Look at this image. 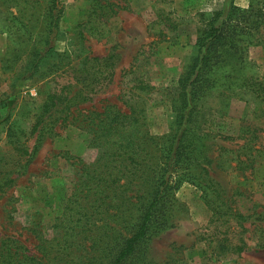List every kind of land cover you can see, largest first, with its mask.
Segmentation results:
<instances>
[{"label":"rangeland","instance_id":"obj_1","mask_svg":"<svg viewBox=\"0 0 264 264\" xmlns=\"http://www.w3.org/2000/svg\"><path fill=\"white\" fill-rule=\"evenodd\" d=\"M229 1L62 0L49 32V0H0V244L14 237L35 256L39 238L52 240L66 264L114 257L139 209L132 200L123 216L114 199L98 216L69 210L79 168L101 153L80 121L92 127L119 114L134 126L143 109L149 135L174 133L178 78L194 56L197 30ZM252 1L232 0L244 9ZM250 31L199 103L202 155L176 178L159 225L123 264H264V20ZM34 51H43L37 68ZM255 80L258 95L249 90ZM62 89L70 101L42 115L47 95ZM209 205L219 212L214 219ZM64 233L74 235L67 250L56 245ZM224 242L243 250L222 253Z\"/></svg>","mask_w":264,"mask_h":264},{"label":"trees","instance_id":"obj_2","mask_svg":"<svg viewBox=\"0 0 264 264\" xmlns=\"http://www.w3.org/2000/svg\"><path fill=\"white\" fill-rule=\"evenodd\" d=\"M61 1L48 2L49 32L60 19L62 8L58 6L61 5ZM11 2L16 6L21 4V0H11ZM229 2L225 10L213 11L207 16L202 27L197 30L194 56L178 78L177 100L173 109L176 119L175 131L165 138L167 142L162 144L161 154L158 153V146L165 140L151 136L145 130L141 115L143 109L138 110L139 120L133 119L134 126L122 125L123 123L118 121L119 114L117 117L115 114L106 113L97 124H92V127L89 123L85 125L86 121H80L84 130L94 134L91 143L100 148L101 153L95 164L81 165L79 168L75 193L68 201L69 210L72 205H77L91 216H98L100 211L114 199L119 200L124 207L125 210L121 211L123 216L131 207L132 200H134L133 206H138L139 209V216L133 224V229L129 235L122 237L116 254L107 264H123L136 253L138 246L149 236L152 225H159V221L171 205L178 186L176 178L188 175L192 163L202 155L199 103L209 90L219 86L215 73L227 62L229 56L240 53L239 44L244 42L252 28L259 26L264 20V0H253L246 9L235 6L232 0ZM23 3L27 4L25 0ZM24 8L21 7V10ZM89 32L92 34L93 29H89ZM47 41L48 39L46 43ZM247 44L249 45L250 42ZM43 51L33 52L30 62L35 68L43 58ZM47 51L52 52V47ZM246 83L242 86L244 87ZM253 83L255 85L257 81ZM254 85L249 87V90L258 95L260 84H257L258 89ZM63 91L64 89L59 92L53 91L47 95L42 115L47 114L57 105L70 101ZM262 101L264 97H261ZM133 113L134 111L122 118L130 119ZM39 124L40 119L33 125L32 131L37 130ZM128 193L131 195H127ZM209 206L214 219L219 212L213 205ZM236 216L239 219L244 218L239 213ZM73 236L64 233L61 237H57L56 245L63 243L64 250L70 249L75 244L71 240ZM38 241L40 255L33 256L28 255L21 242L14 237L3 240L0 244V264H66L65 261H60L55 251H52L55 246L52 245V240L48 241L50 245L45 244L47 240L42 238ZM228 250L240 253L243 246L236 245L230 249L224 242L221 245V252Z\"/></svg>","mask_w":264,"mask_h":264}]
</instances>
